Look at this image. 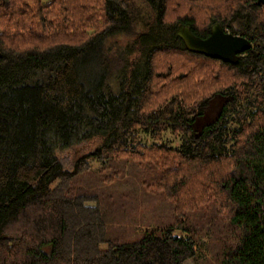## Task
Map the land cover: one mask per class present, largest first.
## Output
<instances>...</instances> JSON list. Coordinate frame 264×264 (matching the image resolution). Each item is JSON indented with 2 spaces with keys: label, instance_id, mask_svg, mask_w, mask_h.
Returning a JSON list of instances; mask_svg holds the SVG:
<instances>
[{
  "label": "trees",
  "instance_id": "1",
  "mask_svg": "<svg viewBox=\"0 0 264 264\" xmlns=\"http://www.w3.org/2000/svg\"><path fill=\"white\" fill-rule=\"evenodd\" d=\"M187 258L264 264V5L0 0V264Z\"/></svg>",
  "mask_w": 264,
  "mask_h": 264
},
{
  "label": "water",
  "instance_id": "2",
  "mask_svg": "<svg viewBox=\"0 0 264 264\" xmlns=\"http://www.w3.org/2000/svg\"><path fill=\"white\" fill-rule=\"evenodd\" d=\"M257 1L264 5V0ZM176 34L190 51L232 63L251 46L247 37L231 33L218 23L211 26L209 34L204 38L195 35L190 27L184 24L178 25Z\"/></svg>",
  "mask_w": 264,
  "mask_h": 264
},
{
  "label": "rangeland",
  "instance_id": "3",
  "mask_svg": "<svg viewBox=\"0 0 264 264\" xmlns=\"http://www.w3.org/2000/svg\"><path fill=\"white\" fill-rule=\"evenodd\" d=\"M226 30H227V29H226ZM227 31H228V30H227ZM164 138H165V139H170V140H172L173 144H175V145L178 143L177 138H173V135L170 134V132L165 133ZM154 210H155V209H154ZM156 212H157V211H156ZM176 233H180V231H179V230H176ZM183 264H197V263L194 262L191 258H187V259L184 260Z\"/></svg>",
  "mask_w": 264,
  "mask_h": 264
}]
</instances>
